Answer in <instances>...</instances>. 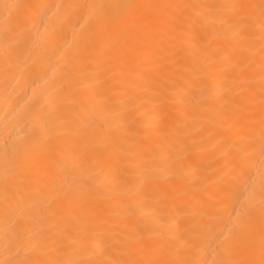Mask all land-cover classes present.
<instances>
[{"label":"bare ground","instance_id":"1","mask_svg":"<svg viewBox=\"0 0 264 264\" xmlns=\"http://www.w3.org/2000/svg\"><path fill=\"white\" fill-rule=\"evenodd\" d=\"M0 264H264V0H0Z\"/></svg>","mask_w":264,"mask_h":264}]
</instances>
